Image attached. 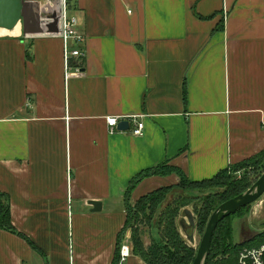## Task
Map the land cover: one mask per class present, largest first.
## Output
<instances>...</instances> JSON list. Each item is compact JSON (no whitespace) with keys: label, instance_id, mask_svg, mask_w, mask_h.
Masks as SVG:
<instances>
[{"label":"crops","instance_id":"1","mask_svg":"<svg viewBox=\"0 0 264 264\" xmlns=\"http://www.w3.org/2000/svg\"><path fill=\"white\" fill-rule=\"evenodd\" d=\"M23 1L28 22L0 36V193L15 229L0 230V264H112L138 173L168 162L199 182L264 152V0H70L85 56L68 78L61 3ZM133 115L143 136L107 132ZM177 183L142 180L130 203Z\"/></svg>","mask_w":264,"mask_h":264},{"label":"trees","instance_id":"2","mask_svg":"<svg viewBox=\"0 0 264 264\" xmlns=\"http://www.w3.org/2000/svg\"><path fill=\"white\" fill-rule=\"evenodd\" d=\"M185 93L184 90L183 99H185ZM259 169L264 172V152L258 155V157L251 159V161L223 169L212 178L199 182H190L179 168L170 166L168 162L138 173L129 183L124 195L126 222L118 236L112 264H119V253L126 236V231H129L131 234L132 255L144 261L145 264H193L196 252L186 244L177 229L180 210L186 207L187 202L181 199L178 202H171L168 193L174 189L184 190L187 187H202L208 186L210 183L224 188L222 192L195 198L198 201L197 204H194V214L197 216L196 230L203 234L211 213L224 202L250 189L254 182L252 177L255 176L256 170ZM237 172H240L241 175L236 179L233 177V174ZM172 174L178 177L177 184L156 189L138 198L134 203V207L132 206V203H130L131 194L139 182L150 177H164ZM161 205L162 208L155 211ZM248 207L242 208L233 216L223 219L217 225L210 242L206 264H236L237 256L241 249L253 248L264 244V232L255 236L253 240L239 243V245L232 244L231 242L233 237L231 221L234 217L240 216ZM153 212L158 215L156 221L158 241L155 242L153 240L150 247L145 248L139 226L142 224V219L147 220L149 224ZM0 230L15 233V229L10 221L8 197L2 193H0Z\"/></svg>","mask_w":264,"mask_h":264},{"label":"water","instance_id":"3","mask_svg":"<svg viewBox=\"0 0 264 264\" xmlns=\"http://www.w3.org/2000/svg\"><path fill=\"white\" fill-rule=\"evenodd\" d=\"M29 4L23 0H0V29L6 31H12L21 22L26 24L31 16V12L28 11ZM129 128V124L126 122L119 123L118 131H125ZM264 195V173L255 182H253L250 189L237 195V197L224 202L220 207L213 211L209 217L205 231L200 239L199 246L196 250L193 264H206L209 255L210 242L216 231L217 225L223 221V219L233 216L238 213L239 210L247 206H251L258 201ZM93 211L98 212L101 210V204L98 202H92ZM182 215L188 219V224H185L184 220L179 222V227L184 231L186 240L190 243H194L193 234L190 231L194 228V217L189 210L184 209Z\"/></svg>","mask_w":264,"mask_h":264},{"label":"rangeland","instance_id":"4","mask_svg":"<svg viewBox=\"0 0 264 264\" xmlns=\"http://www.w3.org/2000/svg\"><path fill=\"white\" fill-rule=\"evenodd\" d=\"M255 176L252 177V180L255 182L259 177L263 175L262 170H256ZM241 173L237 172L236 174H233L234 178L240 177ZM230 180V179H229ZM231 181V180H230ZM224 188H220L216 186L215 184L212 185V183L208 184V186H193V187H187L184 190L182 189H174L171 192H169L168 196H170L171 202H178L180 199L187 202L186 207L184 209H187L190 211L191 215L194 217V228L190 233H192L195 237V241L193 244H190L186 240L185 234L179 230V227L177 225L178 231L181 233L182 238L186 242L189 247L196 252L198 248V244L200 242V239L203 234H201L198 230H196V223H197V216L194 214V204H197L198 201H196L195 198L202 197V196H208V194H215L222 192ZM262 200L263 205L259 206L257 204H252L249 206L242 214L238 217H234L232 219V229H233V237H232V244H237L246 241L253 240V238L261 233L264 232V195L259 199ZM135 204H132L134 207ZM162 208V205L159 206L155 211H158ZM184 209L180 210V213ZM180 213L178 216V220H180ZM155 212H153V215L151 214L152 219L150 220L149 224L147 223V220L142 219V224L139 226V231L142 233V241L145 248H149L152 241L155 242L158 241V232L156 230V221L158 218V215H156ZM142 218V216H140ZM177 220V221H178ZM187 223V220H186ZM189 225V224H186ZM126 235H129L131 237V234L129 231H126Z\"/></svg>","mask_w":264,"mask_h":264},{"label":"built area","instance_id":"5","mask_svg":"<svg viewBox=\"0 0 264 264\" xmlns=\"http://www.w3.org/2000/svg\"><path fill=\"white\" fill-rule=\"evenodd\" d=\"M61 3L59 12V32L63 46V61H65V76L81 74L79 65L71 66L72 60H82L85 56V37L77 30V19L68 16L70 0H59ZM264 11V10H263ZM70 45H74L73 47ZM143 118L142 115H133L127 118L108 117L106 119V129L110 134L119 132L117 130L119 123L126 122L132 126L131 133L133 136H143ZM264 202V201H263ZM254 204V203H253ZM255 204L263 205L262 200H258ZM132 256V247L130 237L126 235L121 245L119 253V264ZM236 264H264V244L253 248H243L239 251Z\"/></svg>","mask_w":264,"mask_h":264},{"label":"bare ground","instance_id":"6","mask_svg":"<svg viewBox=\"0 0 264 264\" xmlns=\"http://www.w3.org/2000/svg\"><path fill=\"white\" fill-rule=\"evenodd\" d=\"M18 25H17V27H15V29L14 30H12V31H6V30H4V29H0V36H15V35H17L18 34Z\"/></svg>","mask_w":264,"mask_h":264}]
</instances>
